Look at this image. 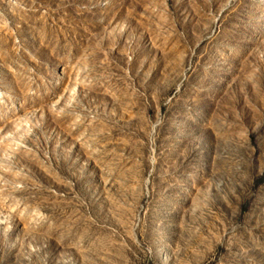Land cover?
I'll return each mask as SVG.
<instances>
[{"label":"rangeland","instance_id":"obj_1","mask_svg":"<svg viewBox=\"0 0 264 264\" xmlns=\"http://www.w3.org/2000/svg\"><path fill=\"white\" fill-rule=\"evenodd\" d=\"M0 264H264V0H0Z\"/></svg>","mask_w":264,"mask_h":264}]
</instances>
